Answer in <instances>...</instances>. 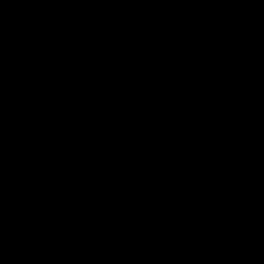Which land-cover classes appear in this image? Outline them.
Listing matches in <instances>:
<instances>
[{
  "label": "water",
  "instance_id": "95a60500",
  "mask_svg": "<svg viewBox=\"0 0 264 264\" xmlns=\"http://www.w3.org/2000/svg\"><path fill=\"white\" fill-rule=\"evenodd\" d=\"M0 264H264V0H0Z\"/></svg>",
  "mask_w": 264,
  "mask_h": 264
}]
</instances>
